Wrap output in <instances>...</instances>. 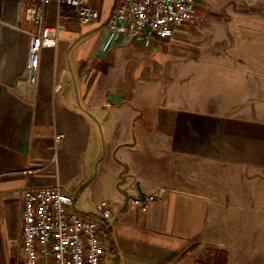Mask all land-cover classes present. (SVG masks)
Segmentation results:
<instances>
[{"label":"crops","instance_id":"0c3cea01","mask_svg":"<svg viewBox=\"0 0 264 264\" xmlns=\"http://www.w3.org/2000/svg\"><path fill=\"white\" fill-rule=\"evenodd\" d=\"M36 2L0 0V264L24 258L25 188L55 185L79 213L100 219L103 264H197L211 248L227 250L229 264H240L233 241L247 232L255 247L257 221L264 220V108L220 110L223 85L207 82L220 80L224 65L216 61L227 49L194 41L205 30L215 39L227 33L238 39L244 27L215 29L222 18L206 16L210 9L198 0L200 20L176 26L173 36L147 46L146 34H129L105 50L119 0H85L99 20L81 24L69 13L57 46L42 49L31 85L26 67L36 28L24 14ZM254 17L264 24V16ZM59 18L52 0L46 23ZM253 30L246 32H261ZM89 187L110 191V218L101 203L86 206ZM149 195L155 199L148 207L135 204ZM222 214L247 215V222L213 223Z\"/></svg>","mask_w":264,"mask_h":264},{"label":"built area","instance_id":"2783aa9c","mask_svg":"<svg viewBox=\"0 0 264 264\" xmlns=\"http://www.w3.org/2000/svg\"><path fill=\"white\" fill-rule=\"evenodd\" d=\"M52 0H38L25 9L24 17L35 26L31 32L27 59V82H37L41 52L56 47L67 28L70 16L61 12L71 7L81 24L99 20L100 12L85 0H56L60 18L51 26L46 23V8ZM198 0H119L107 23V50L129 34H146L147 46L156 39L173 36L176 26L194 23L199 18ZM63 137L56 135L58 142ZM31 172V171H29ZM155 199L149 195L135 204L148 207ZM102 216L111 217L108 202L100 205ZM22 247L20 264H103L105 236L99 218L82 215L74 199L60 185L29 187L22 194Z\"/></svg>","mask_w":264,"mask_h":264},{"label":"rangeland","instance_id":"374dc122","mask_svg":"<svg viewBox=\"0 0 264 264\" xmlns=\"http://www.w3.org/2000/svg\"><path fill=\"white\" fill-rule=\"evenodd\" d=\"M200 2L206 5V9H210V11H206V16L209 17V15L215 14V17L222 18L220 23L212 24V27L215 29L216 27H220L223 28L221 31L229 32V30L232 31V25L237 22L245 29L244 31H241V29L236 31L238 39L233 38L230 33H227L228 36H225L223 39H215L217 33L214 34V32L211 31L207 33L205 30L204 33L201 32L203 34L202 37L198 36L199 38H197V41H194V46L199 48L208 47L209 49H215L217 47L223 48L224 50L227 49L225 51L227 55L219 57L216 61L219 63L218 65H224V72L222 73V71H220V74L217 72L218 75L222 74L223 76H220V80L218 82H207L210 87L214 84L223 85V98H225V102L221 105L218 104L222 106V109H219L228 113V110H231V108H234L235 110L245 109V107H248L249 109H254V107L264 108V72L262 71L264 68V51L263 48H261V51L259 49V47H264V24L258 22V18L254 17L259 15L264 16V0H200ZM256 26L260 27V33H253L251 31L248 32L250 29L254 31L253 28ZM246 30L248 31L246 32ZM248 33L250 36H248ZM216 98H218V96ZM219 169L221 170L220 172L222 175L226 178V168L218 167V170ZM28 172V170H25V173ZM91 188L92 187H89L85 190L86 192L84 194L85 204L89 208H95L96 205L99 203L102 204L103 201L107 202L113 200L108 194V192H110L108 189L103 187L98 191H92ZM230 201L231 200L227 197L226 203L228 202L230 204ZM117 206L118 204L114 203L112 207L115 209ZM238 207H242L241 202ZM227 208L228 206L226 207V211L231 209L230 207L228 208L229 210ZM241 215L242 214L214 215L215 220H213V223L228 222L230 225V222L235 221L240 227L241 221L246 223V219L248 217L247 215ZM258 218L263 219L262 216H259ZM263 222L264 220L262 222L257 221V224H259L257 225L256 230L260 236H258L257 241H253L256 243L255 247L249 246L250 242L247 241V232H239L240 238L243 235L241 241H233V243H235L234 254L236 256L237 263L240 262V264H249V260L251 261V259L254 258L255 261H251L252 264H264L257 262L258 260L264 262ZM226 233L230 234L232 232L228 229ZM225 243L224 247L229 250L233 249L231 241H225Z\"/></svg>","mask_w":264,"mask_h":264},{"label":"trees","instance_id":"16d2710c","mask_svg":"<svg viewBox=\"0 0 264 264\" xmlns=\"http://www.w3.org/2000/svg\"><path fill=\"white\" fill-rule=\"evenodd\" d=\"M61 12L63 14H75L71 7L65 5L61 7ZM197 264H229V252L225 249H208L205 258L197 261Z\"/></svg>","mask_w":264,"mask_h":264}]
</instances>
